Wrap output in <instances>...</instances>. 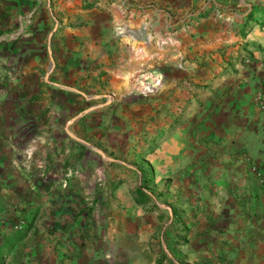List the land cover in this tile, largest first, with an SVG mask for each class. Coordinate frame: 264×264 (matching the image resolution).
Segmentation results:
<instances>
[{"label": "crops", "instance_id": "crops-1", "mask_svg": "<svg viewBox=\"0 0 264 264\" xmlns=\"http://www.w3.org/2000/svg\"><path fill=\"white\" fill-rule=\"evenodd\" d=\"M0 42V264H264V0H0Z\"/></svg>", "mask_w": 264, "mask_h": 264}, {"label": "built area", "instance_id": "built-area-1", "mask_svg": "<svg viewBox=\"0 0 264 264\" xmlns=\"http://www.w3.org/2000/svg\"><path fill=\"white\" fill-rule=\"evenodd\" d=\"M148 91H152L153 87L148 86ZM254 100L258 107V109L264 113V80L260 83L258 89L256 90L254 94ZM251 170L253 171L254 175L256 176L258 182L262 186L261 190V197L264 200V164H257V163H251L250 165ZM26 225V220L21 219L17 223H15L12 227L13 229H22Z\"/></svg>", "mask_w": 264, "mask_h": 264}, {"label": "rangeland", "instance_id": "rangeland-1", "mask_svg": "<svg viewBox=\"0 0 264 264\" xmlns=\"http://www.w3.org/2000/svg\"><path fill=\"white\" fill-rule=\"evenodd\" d=\"M51 10H52V9H51ZM51 24L53 25V24H54V21H51ZM7 44H8L7 42H4V43H3V42H0V57H1V58H4L5 55H6L7 52H8V51H7V48H5V46H7ZM3 69H4V68H1V67H0V70H1V71H3ZM6 70H7V69H6ZM6 70H5V73H6ZM1 71H0V72H1ZM150 178H151V177H150Z\"/></svg>", "mask_w": 264, "mask_h": 264}, {"label": "trees", "instance_id": "trees-1", "mask_svg": "<svg viewBox=\"0 0 264 264\" xmlns=\"http://www.w3.org/2000/svg\"><path fill=\"white\" fill-rule=\"evenodd\" d=\"M142 173V177H141V180H142V183H141V187L144 185V183H145V178H144V174H143V171L141 172ZM174 213V212H173ZM173 224V223H172ZM28 227V224H26L23 228H22V230H24V229H26ZM184 241V240H183ZM182 241V242H183ZM175 243H178V240H175Z\"/></svg>", "mask_w": 264, "mask_h": 264}, {"label": "water", "instance_id": "water-1", "mask_svg": "<svg viewBox=\"0 0 264 264\" xmlns=\"http://www.w3.org/2000/svg\"><path fill=\"white\" fill-rule=\"evenodd\" d=\"M52 68V65L50 66V69ZM91 109H93V107L92 108H90V109H87V110H85V112H88L89 110H91ZM78 116H80V115H78ZM78 116L77 117H75V118H78ZM74 118V119H75ZM170 212V220H169V222L168 223H170V221H171V219H172V212L171 211H169Z\"/></svg>", "mask_w": 264, "mask_h": 264}]
</instances>
